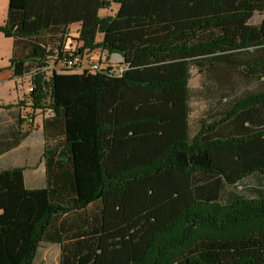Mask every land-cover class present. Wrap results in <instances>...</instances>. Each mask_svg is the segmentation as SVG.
I'll return each instance as SVG.
<instances>
[{
    "label": "trees",
    "instance_id": "obj_1",
    "mask_svg": "<svg viewBox=\"0 0 264 264\" xmlns=\"http://www.w3.org/2000/svg\"><path fill=\"white\" fill-rule=\"evenodd\" d=\"M75 22L66 52L117 53L122 71L44 78ZM0 30L33 108L53 111L45 186L0 170V264L51 245L58 264H264V90L192 133L189 88L193 68L264 78V0H10Z\"/></svg>",
    "mask_w": 264,
    "mask_h": 264
},
{
    "label": "crops",
    "instance_id": "obj_2",
    "mask_svg": "<svg viewBox=\"0 0 264 264\" xmlns=\"http://www.w3.org/2000/svg\"><path fill=\"white\" fill-rule=\"evenodd\" d=\"M9 4L10 0H0V27L6 23ZM118 9L119 4L112 2L110 6L100 8L98 15L113 16ZM79 23L70 26L77 29L75 39L78 37ZM67 35L69 39V30ZM14 55L15 38L0 30V170L24 168L27 187L36 189L44 187L47 181L44 120L51 117L53 111L33 108L28 91L29 77L15 75L12 67ZM53 246H49L46 253Z\"/></svg>",
    "mask_w": 264,
    "mask_h": 264
},
{
    "label": "rangeland",
    "instance_id": "obj_3",
    "mask_svg": "<svg viewBox=\"0 0 264 264\" xmlns=\"http://www.w3.org/2000/svg\"><path fill=\"white\" fill-rule=\"evenodd\" d=\"M76 28L72 26L69 29V39L65 42V47L73 49L76 47ZM98 41L102 40V35L99 34ZM78 46V45H77ZM88 55L91 58H95V52L93 50H86ZM101 56V61L103 64L110 65L113 67L114 71L120 72L123 67L121 56L111 60L107 52L103 51L101 48H98ZM96 51V52H97ZM56 48L52 50V55L55 58ZM51 57L49 62L50 67L54 60ZM52 69V68H51ZM68 71V70H67ZM45 72V71H44ZM78 72V71H77ZM52 73H43L44 78H49ZM29 77V82H31ZM190 88V124L191 132H196L202 120L209 119V116L215 115L222 109L229 106L234 99L242 97L251 92H258L264 90V78L253 77L251 79L246 78L238 73H233L232 71H226V75L222 78L218 77V74L215 76L209 75L208 73H201L197 68L191 70V78L189 80ZM227 97L223 102L222 98ZM247 184L253 185L256 183L257 179L255 177L248 178L246 180ZM244 190V189H243ZM46 253V252H45ZM58 253L59 247L53 246L45 254L44 260L40 264H58Z\"/></svg>",
    "mask_w": 264,
    "mask_h": 264
},
{
    "label": "built area",
    "instance_id": "obj_4",
    "mask_svg": "<svg viewBox=\"0 0 264 264\" xmlns=\"http://www.w3.org/2000/svg\"><path fill=\"white\" fill-rule=\"evenodd\" d=\"M76 47L73 49H65L64 53L61 56L56 55L54 58V62L52 63V66L50 67V64H49L47 67L43 69V71H45L48 74L53 73L54 71L59 73V72L67 71V70L75 71V72L76 71L78 72L88 71L91 73H95L99 71L100 69L107 68L108 66H110V65L102 63L100 53L99 51H97V49L93 50V52H95V55H96L95 58H91L88 55L87 51H84L82 53L75 52V53H70V54L66 52V51L74 52ZM118 57L119 56L116 53H114L111 55L110 59L114 61V59ZM122 70L123 69H121L120 71ZM33 90H34V85L31 81L29 82L28 91L30 93Z\"/></svg>",
    "mask_w": 264,
    "mask_h": 264
},
{
    "label": "water",
    "instance_id": "obj_5",
    "mask_svg": "<svg viewBox=\"0 0 264 264\" xmlns=\"http://www.w3.org/2000/svg\"><path fill=\"white\" fill-rule=\"evenodd\" d=\"M117 54V53H116ZM117 55H119V54H117ZM120 56V55H119Z\"/></svg>",
    "mask_w": 264,
    "mask_h": 264
}]
</instances>
